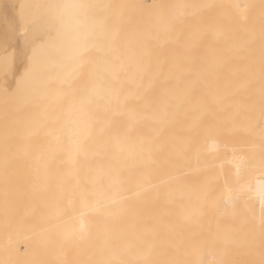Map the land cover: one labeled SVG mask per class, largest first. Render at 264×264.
<instances>
[{
  "label": "bare ground",
  "instance_id": "obj_1",
  "mask_svg": "<svg viewBox=\"0 0 264 264\" xmlns=\"http://www.w3.org/2000/svg\"><path fill=\"white\" fill-rule=\"evenodd\" d=\"M88 1L46 0L50 16L27 24L31 45L14 6L0 5V38L17 61L36 60L27 55H40V31L53 27L39 40H55L51 57L66 64L56 93L77 87L83 55L99 58L85 63L87 92L66 114L56 94L45 101L29 66L12 84L25 99H0L19 180L9 197L17 223L12 212L0 218V232L6 218L15 225L0 234L15 233L0 238V264L7 255L15 264H264V0ZM24 92L45 102L36 108Z\"/></svg>",
  "mask_w": 264,
  "mask_h": 264
},
{
  "label": "rangeland",
  "instance_id": "obj_2",
  "mask_svg": "<svg viewBox=\"0 0 264 264\" xmlns=\"http://www.w3.org/2000/svg\"><path fill=\"white\" fill-rule=\"evenodd\" d=\"M45 1H46V0H45ZM45 1L43 0V2H42L41 0H0V5L3 4L4 7L7 6L8 8H11L12 6H14V7H13V9L15 8V9H14V14L16 13V15L18 16V18H17V16H15V17L18 19V20H17V21H18V24H19L20 26H21V24H22V26L25 27V28H23V27L21 26V28L24 29V30L22 29V32H26V31L28 30V29L26 30V27L28 28V27L30 26L31 23H35V20L38 21V19H39V20H42L41 16L44 17L43 20H46V19L50 16V14H49V16L47 15L48 12H49V11H48L49 9L47 10V8H46V7H47V4H46ZM88 2L91 3V0L88 1ZM41 3H42V4H41ZM43 3H44V4H43ZM92 3H94V5H95L96 3H99L100 5H102V6L99 5V8H103L104 0H103V1H102V0H97V1H96V0H94V1L92 0ZM45 5H46V6H45ZM45 8H46L47 11H45ZM0 9H1V8H0ZM39 9H40V11H39ZM42 9H43V10H42ZM27 10H28V11H27ZM99 10H100V9H99ZM44 11H45V12H44ZM102 11H103L102 9H101L100 11H98L99 14L97 15V16L101 15V16H100L101 19H100L99 17H97V16L94 17V18H96V17L99 18L100 20H98V21H100V23H101L102 18H103L102 14L100 13V12H102ZM26 13H27V14H26ZM25 14H26V15H25ZM45 15H46V16H45ZM1 17H2V16H1V14H0V19H1ZM20 17H22V18L19 19ZM40 18H41V19H40ZM45 18H46V19H45ZM29 20H30V21H29ZM96 20H97V19H96ZM20 21H21L22 23H21ZM24 21H25V22H24ZM26 22H27V23H26ZM44 22H45V21H44ZM23 23H24V24H23ZM45 23H48V21L45 22ZM27 24H28L29 26H27ZM43 24H44V23H43ZM98 24H99V22H98ZM19 25H18L17 32H16V34L19 32L18 36L21 35V33H22L21 31H19V30H21V29H19V28H20ZM25 25H26V26H25ZM100 25H101V24L98 25L99 28H100ZM47 27H50V26H48V24H47L46 27L44 26L45 29H46ZM44 28H43V29H44ZM50 28H51V29H48V28H47L48 30L46 29V30H47V31H46V34L44 33V32H45V29H44V30L42 29V30L40 31L41 34H39V36H41V37H39V36L37 35V36H35L36 38H34V39H37L38 37L41 38V39H43L42 36H44V34H45L46 38L51 37V36L53 37V36H54V35H52V34H54V33H53L54 31L52 30L53 27L51 26ZM97 28H98V27H97ZM18 29H19V30H18ZM97 31H98V30L96 29V32H97ZM20 32H21V33H20ZM49 32H50V33H49ZM99 32H101V31L99 30ZM99 32H98V33H99ZM29 33H30V30L27 31L26 33H22V36H23L24 38H26V37L29 35ZM26 34H27V35H26ZM42 34H43V35H42ZM24 35H25L26 37H25ZM100 35H101V34H100ZM100 35H98V36H100ZM45 36H44V37H45ZM100 37H101V36H100ZM21 38H22V37H21ZM24 38H23V41H24ZM29 38H30V39H29ZM39 38H38V40H36V41H37V43H36L37 46L40 47V45H42V46L44 45L45 48L42 47V46L39 48V50H40L41 52H39V50H38V54H40V55H37V53H35V52H34V54L32 55V54H28V52L30 53V50H29L30 48L28 47V49H27V51H28L27 54H28V55H27V56L30 55L31 57H34V56L36 55L37 57L35 56V57H36V60H35L34 58H33V59L31 58L32 62H30V61H31L30 59L27 60V61H24L25 59L30 58V57H25V58L23 57L22 60L24 61L25 64H24V63H21V62H23L22 60H21V62H20L19 60L17 61V58H18V57H17V55H16V56L14 55V54H16V53H14L15 51H14V48H12L13 46L7 44V43H11V42H8L10 39H9L8 37L0 38V43H1V44H0V51H1V52H2V49L4 50V48L6 49V47H8V46H9L8 48L11 47L9 50L7 49L8 51L5 50V51H7L8 53L4 51V52H2V54H1V52H0V59H1V58L3 59V61H1V63H0V68H1V69H0V74H1V76H2L3 74H5V75H3V76H4L3 78H5V76L8 77V75H9V77H8V79H6V81H5V79H3V80H2V78L0 79V80H1V81H0V83H1L0 85H1V87L4 86V85H5L6 88L9 87V88H8V91H7V89H6V90H5V89L3 90V88H5V87H2L1 89H2L3 91H6L7 93L9 92L8 95H10V96H8V95L1 96V94H0V99H1V97H2V99H5V98H7V97H14V96H15L14 98L17 97V98L19 99V97L22 96V95H20V93H23V91L21 90L22 92L19 93V92L15 89V88H16L15 86H14V88H13V85H12V84L15 83L14 81H16V82L18 81V82H20V83H23V80L19 77V76H21V77L23 78V75H24V74L22 75L21 70L24 71V72H26V71H27V68H28V66H29V67H30V70H28V71H30V74H33V75H34V76H32V80H33L32 82L35 83L34 85H35L38 89L42 86V89H43V90L41 89V90H42L41 92L44 91V93H45V92L47 91V94L45 93V94H46V95H45V98H46V96H47L48 99H47V98H46V99L44 98L43 93L40 92L41 94H39V92L36 91V92L38 93V94H36V93L34 92L35 95H40V96H39V101H41L42 99H43V100L45 99V101H46V100L49 101L50 98H51V96H50L51 93H52V94H56V95H55V98H54V96H53L51 99H52V100H56L55 102H58V104H60V105H58L57 103H55L56 105L54 104V106L56 107V106L58 105L56 108L61 107V106L64 108V106H66L67 104H69V105L66 106V108H64V110L62 109V107L59 108V109L63 110V112H61V113L66 114V113H68V111H67V112H64V111H66L67 108H68L70 105L76 107L77 104H75V103H78V105H79V103L82 101V99H84V98H83V95H84L83 92H84V93L87 92V88H86V87H87V85H88L87 82H89V80L84 79V78L87 76L86 74H88V73H86L85 71L88 72V68H89L88 65L90 66V65L93 64L92 67H94V66H95L94 64H96L95 67H98V66H99V61H98L99 58H98V59L95 58L96 61L94 60V63H91V62H93L92 59H90L91 57L88 58V57H86L87 55H85V56L83 55L84 57H83V56L81 57V58H83V59L85 58V60L89 59L88 61H89L90 63H89L88 65H86V64L88 63V61H86L87 63H86V62H82V63H81L82 65L78 66V67H81V66H82L81 68H82L83 70H84V68H85V70L83 71V73H82V72L80 73V71H81L82 69H81V70H80V68L78 69V70H80L78 74H81V75L83 76V77H82V76L79 75V76H78V77H79V80H78V77L75 78L76 76H74V73H73V72L70 73V72H69V69L67 70L68 73H69V76H70V77H71V76H72V77L74 76V78H75L76 80H78L77 82H75L76 80H75V81H74V80H71V81H70V82H73V81L75 82V83H74L75 85H73V86H77V87H73V86H70V87H73L72 90H74V89L76 88V89H75L76 91H77V89L79 88V89H78L79 92L77 91L78 93L75 92V91H72L71 88H69V87L67 88L66 85H67L68 83H67L66 85H64V83H62L63 80L61 81V83H62L61 88H60V89H57V90H61L62 87L65 86L66 89L63 88V90H67V92H70V94H68L67 92H65V91H63V90H61V92L58 91V92L56 93V90H55L56 88L54 89V88H53V85H54V84L57 85V83L60 81V79H54V78H56V77H57V78L60 77V78L62 79L63 77H61V76H62L61 73H62V70L65 69V67L62 69L63 66H60V62H61V61H59V59L55 60L56 58H58L57 56H59L58 54H56L57 52L54 51V49L56 48V45H55V44H56V43H55L56 41L54 40V42H53V40L50 38V39H51L50 41L53 42L52 44L55 45V47H54V45H52V44L50 43V41L48 40L49 38H48L47 40H46V38H44L45 41H44V40H41V41H40ZM96 38H97V37H96ZM32 39H33V37H32ZM53 39H54V38H53ZM26 40H27L28 44H30L29 41L31 40V37L28 36V38H26ZM38 41L40 42V45H39V42H38ZM42 41H43V42H42ZM48 41H49L50 44H48ZM96 41H97V40H96ZM100 41H102V37H101V39L99 38V40L97 41V42H98L97 45L99 44V45H100V48H101V44H100L101 42H100ZM24 42H25V41H24ZM27 42H25V44H27ZM30 42L33 43L34 41L32 42V40H31ZM44 42H45V43H44ZM4 43H6L8 46L4 45ZM2 44H3V45H2ZM36 44H35V45L32 44V45H33L32 48H35ZM30 45H31V44H30ZM30 45H29V46H30ZM45 45H46V46H45ZM47 45H48V47H47ZM99 45L96 46V47H98V49H100V48H99ZM30 47H31V46H30ZM49 47H51V48L49 49ZM37 49H38V48H37ZM37 49H35V50H37ZM41 49H42V50H41ZM43 49H44V50H43ZM45 49H47V51H46ZM52 49H53V50H52ZM98 49L96 48V49H94V50H97V51H98ZM90 50H91V49H90ZM90 50H89V51H90ZM9 51H10V52L13 51V52L10 54ZM33 51H34V49L31 51V53H33ZM43 51H44V55L42 56ZM51 51L55 52V56H56V58L53 56V59H52L51 56H52L53 52L51 53ZM97 51H96V52H97ZM99 52H100V50H99ZM45 53H46L47 55H46ZM85 54H86V53H85ZM88 54H89V53H88ZM95 54L97 55L96 57H99L98 55H100L98 52L95 53ZM1 55H2V56H1ZM5 55H6V56H5ZM11 55H12V56H11ZM53 55H54V54H53ZM7 56H8V57H7ZM39 56H40V58H39ZM45 56H46V58H45ZM48 56H49V58H48ZM3 57H4V58H3ZM6 57L8 58V60H6V59H7ZM15 57H17V58H15ZM41 57H43V59L45 58V60H43ZM47 58H48V59H47ZM54 58H55V59H54ZM59 58H60V57H59ZM9 59H10L11 61H10ZM15 59H16V61H15ZM38 59H39V60H38ZM5 60L7 61V63L4 62ZM33 60H34V61H33ZM46 60H47V61H46ZM51 60H52V61H51ZM85 60H82V61H85ZM9 61H10V62H9ZM12 61H13V63H12ZM39 61H40L41 64H42V65H41V66H42L41 68H40V62H39ZM42 61H43V62H42ZM56 61H57V64H56ZM58 61H59V62H58ZM8 62H9V63H8ZM16 62H19V63L16 64ZM28 62H29V63H28ZM33 62H34V63H33ZM44 62H45V63H44ZM51 62H52V63H51ZM95 62H96V63H95ZM4 63H5V64H4ZM10 63H11V64H10ZM50 63H51V64H50ZM61 63L64 64L63 62H61ZM85 63H86V64H85ZM13 64H14V65H13ZM15 64H16V65H15ZM26 64H27V65H26ZM28 64H30V65H28ZM55 64H56V65H55ZM58 64H59V65H58ZM97 64H98V65H97ZM2 65H4V66H2ZM31 65H32L33 67H32ZM36 65H37V67H36ZM46 65H47L48 67H47ZM53 65H54V67H53ZM57 65H58L59 67H57ZM64 65H66V64H64ZM70 65H72V64H70ZM70 65H69V67H70ZM85 65H86L87 67H85ZM11 66H14V67H11ZM72 66L74 67V65H72ZM8 67L11 69V73H10V74H9L10 71L8 72V70H10ZM17 67H18V68H17ZM25 67H26V69H25ZM69 67H68V68H69ZM83 67H84V68H83ZM3 68H4V69H3ZM23 68H24V69H23ZM32 68H33V69H32ZM35 68H36L37 70H35ZM51 68H53V69H51ZM55 68H56L57 70H55ZM58 68H59V69H58ZM71 68H72V67H71ZM12 69H13V72H12ZM28 69H29V68H28ZM31 69L34 71V73H33V71H31ZM40 69H41V70H40ZM43 69H44V70H43ZM61 69H62V70H61ZM86 69H87V70H86ZM50 70H51V71H50ZM52 70H53V73H55V72H56V73L53 74V73H52ZM73 70H74V72H75V71L78 72V71L75 70V69H73ZM73 70L70 69V71H73ZM3 71H4L5 73H4ZM35 71H36V72H35ZM37 71H38V73H40L39 75H38ZM43 71H44V72H43ZM48 71H49V72H48ZM54 71H55V72H54ZM2 72H3V73H2ZM6 72H7V73H6ZM31 72H32V73H31ZM58 72H59V73H58ZM26 73H27V72H26ZM48 73H49V74H48ZM57 73H58V74H57ZM6 74H7V75H6ZM36 74H37V75H36ZM60 74H61V75H60ZM63 74H64V73H63ZM71 74H73V75H71ZM75 74L77 75V73H75ZM10 75H12V76H10ZM17 75H18V76H17ZM25 75H27V74H25ZM55 75H56V76H55ZM59 75H60V76H59ZM84 75H85V77H84ZM1 76H0V77H1ZM13 76H15V77H13ZM28 76H29L30 78H29ZM28 76H26V77H28V78H25V79H26V80L29 79V80H30L29 84H30V83H31V75H28ZM37 76H38V77H37ZM49 76H51V77H49ZM10 77H11V78L13 77L11 81L9 80ZM17 77H18L22 82H21L20 80H16ZM24 77H25V76H24ZM66 77H67V76L65 75L64 78H66ZM11 78H10V79H11ZM14 78H15V79H14ZM49 78H50V79H49ZM68 78H69V77H67L66 79H68ZM82 78H83V79H82ZM13 79H14V81H13ZM25 79H24V80H25ZM48 79H49V80H48ZM69 79H70V78H69ZM72 79H73V78H72ZM8 80H9V81H8ZM26 80H25L24 82H26ZM29 80H28V81H29ZM45 80H46V81H45ZM55 80H57V81L59 80V81H58L57 83H55ZM80 80H81V81H80ZM82 80H83V81L85 80L84 82H86V83H84ZM2 81H5V82H2ZM7 81H8V82H7ZM65 81H66V80H65ZM78 82H79V83H78ZM81 82H83L84 84H87V85H84V84L80 85ZM4 83H5V84H4ZM8 83H9V84H8ZM36 83H37V85H36ZM59 83H60V82H59ZM2 84H4V85H2ZM17 84H18V83H17ZM46 84H47V86H46ZM49 84H50V85H49ZM78 84H79V86H81V88L84 86L83 88H86V89H83V88L81 89L80 87H78ZM10 85H11V86H10ZM14 85H15V84H14ZM27 85H28V84H26V86H27ZM39 85H40V86H39ZM56 85H54V87H56ZM60 85H61V84H59V86H60ZM70 85H71V84H70ZM24 86H25V84H23L22 87H24ZM26 86H25V87H26ZM28 86H29V85H28ZM30 86H31V85H30ZM67 86H68V85H67ZM22 87H21V88H22ZM25 87H24V88H25ZM51 87H52V88H51ZM11 88H12L13 90H12ZM27 88H30V87H27ZM32 88H33V86H32ZM9 89H10V90H9ZM35 89H36V88H35ZM38 89H37V90H38ZM46 89H47V90H46ZM25 90H26V89H25ZM27 90H28V89H27ZM30 90H33V89H30ZM49 90H50V92H49ZM52 90H53V91H52ZM54 90H55V91H54ZM83 90H86V91H83ZM19 91H20V90H19ZM82 91H83V92H82ZM0 92H2V91H0ZM12 92H13V93H16V94L19 93V97H18L17 95H13ZM59 92H60V93H59ZM71 92H73V93H71ZM81 92H82V94H81ZM4 93H5V92H4ZM26 93H27V92H26ZM30 93H31V92H29V94H30ZM32 93H33V92H32ZM32 93H31V94H32ZM63 93H64V94H63ZM66 93H67L68 95H70V97H69ZM76 93H77V95L75 96ZM79 93H80V94H79ZM24 94H25V92H24ZM29 94H27V95H29ZM58 94H59L60 97L58 96ZM60 94H61V95L63 94L62 96H64V97H65V94H66V96H67V97H65L66 99L63 98ZM71 94H72V95H71ZM25 95H26V94H25ZM27 95H26V99L28 98ZM42 95H43V96H42ZM73 95H74L75 97H74ZM78 95H79V96H78ZM23 96H24V95H23ZM23 96L20 98L21 100H24V99H25V96H24V98H23ZM41 96H42V97H41ZM56 96H58V98H57ZM71 96H72V97H71ZM80 96H81V97H80ZM30 97H31V96H30ZM32 97H33V100H32V101H35V103H37V104H36V108H38L39 105H42V103L45 102V101H43V102L36 101V99H35L36 96H35V98H34V96H32ZM32 97L29 98V99H27V100H29V102H31L30 99H32ZM61 97H62V101L64 100L63 103L60 102V100H61L60 98H61ZM73 97L75 98L74 101H73ZM78 97H79V98H78ZM37 98H38V97H37ZM40 98H41V99H40ZM69 98H71V100H70ZM76 98H77V99H76ZM57 99H58V100H57ZM67 99H68V100H67ZM37 100H38V99H37ZM75 100H77V101H75ZM78 100H79V102H78ZM65 101H67V102H65ZM71 101H73L74 103L72 102V104H71ZM38 102H39L40 104H38ZM90 103H91V102H90ZM90 103L87 104L88 107H89V106L91 107L92 103H91V104H90ZM89 104H90V105H89ZM31 105H32V107L34 106V108H35V105H33V103H32ZM31 105H30V107H31ZM263 105H264V104H263ZM37 106H38V107H37ZM84 106H85V105H84ZM88 107H86V108H88ZM65 109H66V110H65ZM68 109H69V108H68ZM72 110H73V109H72ZM70 111H71V109H70ZM73 111H74V110H73ZM70 113H71V112H70ZM262 115H264V111L260 112V117H261V118H262ZM258 117H259V113H257V115L254 114L253 119H257ZM7 130H8V129H6L5 131H7ZM6 134H8V133H6ZM8 136H9V135H8ZM4 137H5V136L0 135V138H1V139H5V140H6V142L2 141V142H3V143H2V142H1V139H0V147L3 146V148H5V153H4V155L7 154L9 158H7V155H5V159L3 158L4 160H2V162L0 161V177H1V179L3 180V181H2V180L0 179V191H1L0 194L3 195V196H8V197H7L8 200H6V197H4V200H3L4 204H0V218L3 219V220H5V218H3V216L10 217L11 212H12L13 217L11 216L10 219H13V220L16 221V223H17V215L15 216V214H17V213L13 212V210H12V207H13V209L15 210L14 207L16 206V204H15L16 199H13L14 201L12 202L11 198H9L10 196H11L12 198H13V197H16L17 194H15V193H16V192L18 193L17 189H18V187H19V184H18V181H19V180L17 179V176H18V166H17V162H16V160H15V158H14V157H15V155H14L15 153H14V152L16 151V150H14V148H15V149L17 148V144H16V141H12L10 137H7V135H6L5 138H4ZM257 137H258V141H259L258 143L261 145L260 148H261V147L264 148V129H263V132H262V133H260V134L257 135ZM9 138H10V140H8ZM8 141H9V143H8ZM10 141H12L14 144L11 143ZM10 143H11V144H10ZM5 144H6L7 146H6ZM15 145H16V146H15ZM5 146H6V147H5ZM9 146H10V147H9ZM7 148H8V149H7ZM12 148H13V150H11ZM263 148H261V149H263ZM7 151H8V152H7ZM9 151H10V152H9ZM262 152H264V149L262 150ZM11 153H14V154H11ZM11 155L14 156V157H12ZM11 157H12V158H11ZM7 159H10V161L7 160ZM13 159H14V160H13ZM6 160H7V161H6ZM3 161H4V163H5L6 166L4 165ZM7 162H8L9 164H11L12 167H11ZM14 163H15V164H14ZM14 166H15V167H14ZM5 167H6V168L8 167V170H7ZM9 167H11V168H9ZM12 168H13V170H12ZM14 169H15V171H14ZM9 170H10V171H9ZM12 171H13V172H12ZM8 172H10V173H8ZM11 172H12V173H11ZM14 172H15V173H14ZM16 172H17V173H16ZM11 174H13V175H12L13 177L11 176ZM14 175H15V176H14ZM2 176L6 177V179H5L4 177H2ZM9 176H10V177H9ZM11 177H12V179H11ZM9 180H10V181H9ZM6 181H7V182H6ZM16 181H17V182H16ZM15 182H16V183H15ZM8 183H10V184L8 185ZM13 183H14V184H13ZM16 184H17V187H16ZM12 185L14 186V188H12V187H13ZM4 186H5V187H4ZM9 186H12V187H9ZM3 190H4V192H5V195H4ZM2 192H3V193H2ZM8 193H9V195H8ZM13 195H14V196H13ZM5 201H6V202L8 201L9 204H6ZM10 203H11L12 207L10 206ZM5 204L10 208V214H9V216L7 215V212H9V208H7V206H6V210H5V208H4V207H5ZM3 205H4V207H3ZM5 211H6V212H5ZM2 213H3V214H2ZM4 213H5V215H4ZM8 221H9V219L6 218V221H4V223H3V225H2V226H3L2 229H4V228H6V229H4L3 232L1 231L2 233L0 232V234H3L4 232H5V234H7V233H6V232H7L6 230H8V234H9L10 232H12V231L9 232V230L13 229V227H11V226H14V227H15V225H13V223L10 224V221H9V224H8V227H9V228H8V227H7V223H8ZM14 221H11V222H14ZM5 223H6V224H5ZM4 226H6V227H4ZM0 229H1V227H0ZM13 232H14V230H13ZM5 234H4V235H5ZM4 235H2V236L4 237ZM2 236L0 237L1 240L4 239V238H2ZM7 236H8V235H7ZM14 236H15V233H14ZM14 236H13V237H9V236H8V237L10 238L9 241H10L12 238H14ZM8 237H6V235H5V241L2 240V242H6V241L8 240V239L6 240V238H8ZM7 243L10 244L9 242H7ZM7 243H6V244H7ZM8 244H7V245H8ZM7 254H8V253H7ZM7 254H6V253L3 254V257H4V255H7ZM0 257H1V256H0ZM3 257H2V259H3ZM5 257H6V258H4V259H7L6 262H8L9 264H15V263H13V261H11L10 259H8V258H9L8 255L5 256ZM7 257H8V258H7ZM4 259L2 260L3 263H4V264H8V263L4 262V261H5ZM8 260H9L10 262H9ZM0 261H1V260H0ZM0 263H2V262H0Z\"/></svg>",
  "mask_w": 264,
  "mask_h": 264
}]
</instances>
